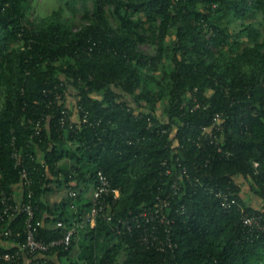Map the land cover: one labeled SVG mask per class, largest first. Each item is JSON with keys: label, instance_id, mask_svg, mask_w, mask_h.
I'll return each mask as SVG.
<instances>
[{"label": "trees", "instance_id": "trees-1", "mask_svg": "<svg viewBox=\"0 0 264 264\" xmlns=\"http://www.w3.org/2000/svg\"><path fill=\"white\" fill-rule=\"evenodd\" d=\"M29 9L30 0H0V194L21 185L16 151L33 180L24 196L32 190L43 222L38 236L76 232L68 248L19 264H264V233L250 234L241 223L243 213L264 217V27L256 26L259 14L264 22V0H65L38 17ZM60 82L73 107L66 95L52 102L43 91ZM215 113H222L228 155L202 134ZM177 155L190 180L165 209L176 219V247L148 248L138 229L117 234L103 218L93 226L84 219L98 170L120 190L115 216L126 215L169 189L162 163L176 173ZM237 178L251 191L247 200L260 199L259 209L246 205ZM217 185H229L243 211L223 210L208 189ZM53 186L67 195L50 203ZM23 221L18 214L0 223V231L12 230L0 234V250L5 239L15 248Z\"/></svg>", "mask_w": 264, "mask_h": 264}, {"label": "built area", "instance_id": "built-area-1", "mask_svg": "<svg viewBox=\"0 0 264 264\" xmlns=\"http://www.w3.org/2000/svg\"><path fill=\"white\" fill-rule=\"evenodd\" d=\"M63 82L53 84L48 88H44L43 91L51 94L50 101L63 102V98L70 89L65 90ZM66 101L67 98H66ZM134 106V105H133ZM70 108V104H69ZM73 120L75 116L72 115ZM67 110H62V115L59 116L61 125L67 123ZM72 120V121H73ZM222 120V113H215L213 115V121L209 126L203 127L202 134H206L205 140L208 145H213L220 154H229V151H223V129L220 121ZM80 122H86V117L82 118ZM41 119L35 122V133L40 131ZM151 124V122H150ZM69 126L74 128L77 126L73 122H69ZM165 132V128L161 129ZM197 144L199 136L196 138ZM174 146L179 147L177 141H174ZM178 151V150H177ZM12 157L15 160L16 165H20L19 175L21 178V185L19 191L16 189L12 192L2 191L0 194V223L9 225L12 219L16 218L18 214H24L23 230L21 233L15 234V246L14 249H9L11 246L5 247L4 250H0V259L13 264H19L21 260L28 263L30 259L39 252H46L51 248L62 246L68 248L71 243L73 234L76 232V227H70L65 231L62 236L45 239L38 236L39 227L43 222L35 217V207L31 201L32 190L29 189L24 196V190H26L33 182L32 178L28 175V171L22 166L16 151L12 153ZM163 174L168 178L166 182L169 184V189L165 190L161 187V193L157 194L154 201L150 206L140 207L137 212H129L126 215L115 216L114 203L120 195V190L117 187H113L107 175L102 171L96 172L95 185L91 193L90 209L85 213L84 219L90 223L91 226L95 224L96 218L100 217L107 220L112 227V230L117 234H130L136 229L140 231L139 241L142 245L148 248H154L157 250H165L166 248L176 247V243L171 236V225L176 221L174 215H168L165 213V209L171 207V200L174 196H177L180 191L184 189L186 181L190 180L189 173L186 165L181 161L179 155L175 156V164L177 166V172L173 173V169L167 166V160L163 161ZM164 182V183H166ZM72 185V183H71ZM74 187V186H73ZM210 191L214 193V196L219 200L220 206L223 210H230L232 208H238L243 211L242 205L232 188L227 186L217 185L215 187H209ZM21 193V195H20ZM69 193L72 196L76 195V189L70 188ZM185 207L180 204L176 207V210L184 211ZM241 223L245 230L252 234L253 232L264 233V217L261 211H255L249 214L241 216ZM58 226L62 225V221L57 222ZM157 226H161L164 232V237L161 238L157 234ZM1 235L10 236L12 230L8 226H3L0 231Z\"/></svg>", "mask_w": 264, "mask_h": 264}, {"label": "rangeland", "instance_id": "rangeland-1", "mask_svg": "<svg viewBox=\"0 0 264 264\" xmlns=\"http://www.w3.org/2000/svg\"><path fill=\"white\" fill-rule=\"evenodd\" d=\"M64 1L65 0H30V11H29V16L30 17H38V16H43V15H49L54 9H56L57 7L59 6H62L64 5ZM76 21L78 22L79 20V15H76L75 18ZM75 21V22H76ZM76 22V23H77ZM235 26V25H234ZM256 26L262 30L263 27H264V22H263V17L261 14L258 15V18L256 20ZM245 43V42H244ZM243 45V44H241ZM145 51H152V47L147 44V45H143L142 47ZM241 48V47H240ZM72 90V89H71ZM68 94H67V97L68 98ZM136 106V104H135ZM157 111L161 112L162 111V106L161 105H158L157 107ZM248 186L247 184H244L242 186L243 190H245V187ZM54 187V186H53ZM64 188H57L55 189V187L53 188V190L51 192H49L47 194V199L50 203H53L57 200H61L62 198L58 199L59 196L61 195V191H63ZM248 189V187H247ZM250 190H247L246 191V196H245V199H247L250 195ZM250 199V198H249ZM66 264V263H64Z\"/></svg>", "mask_w": 264, "mask_h": 264}, {"label": "crops", "instance_id": "crops-1", "mask_svg": "<svg viewBox=\"0 0 264 264\" xmlns=\"http://www.w3.org/2000/svg\"><path fill=\"white\" fill-rule=\"evenodd\" d=\"M71 99H72V98H71ZM71 99H68V101H70V103H69V104H70V107H71L72 105H74V102H73V100H71ZM72 107H73V106H72ZM236 180H237V182L240 184V186H241V184H242V186H243L244 184H246V183H244L243 178H237ZM247 187H248V186L245 187V190H246V191L248 190ZM19 189H20V188H18V189H16V190L19 191ZM61 189H62V188H61ZM246 191H244L243 188L241 187V191H240L239 193H240L241 197H243V199H244V197L246 196ZM91 193H92V189L89 190V191H87V192L85 193V196L88 197V198H91ZM20 195H21V193H20ZM66 195H67V193H66V190H65V188H64L63 191H61V195L59 196L58 199L63 198V197H65ZM244 200H245L246 205L250 204L253 208L259 209V208L262 206L260 199H258L256 196H254V194H253V195L251 194V197H250L249 200H247V199H244ZM57 201H59V200H57ZM57 201H55V202H57ZM11 244H12V242H10L8 239L2 240V247H8V246H10ZM58 263H59V262H58Z\"/></svg>", "mask_w": 264, "mask_h": 264}]
</instances>
